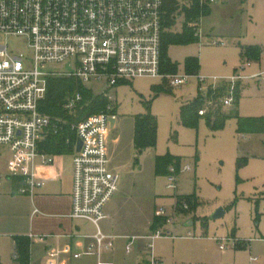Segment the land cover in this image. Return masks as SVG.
Returning a JSON list of instances; mask_svg holds the SVG:
<instances>
[{"label":"rangeland","instance_id":"rangeland-1","mask_svg":"<svg viewBox=\"0 0 264 264\" xmlns=\"http://www.w3.org/2000/svg\"><path fill=\"white\" fill-rule=\"evenodd\" d=\"M177 7L175 17L166 16L163 34L182 35L195 23L201 31L200 37L194 35L195 41L171 45L167 51L177 65L175 75L188 77L183 86L174 87L166 74L122 81L116 87L95 80L82 84L95 96H105L118 118L107 150L109 166L122 169L115 171L118 192L106 210L111 209L110 220L116 222L117 231L129 237L155 234L152 225L164 212L162 223L166 224L161 229L171 238L164 235L154 242L163 264H264V131H239V118H264V82L250 78L264 72V61L241 54L244 46L264 47V0H218L203 6L181 1ZM196 10L198 18L189 21L188 12ZM193 30L195 34L197 28ZM3 44L12 54L22 55L26 68H33V51L24 38H4ZM188 58L198 60L196 75L187 72ZM248 63L252 66L244 67ZM74 64L69 60L48 64L42 70L67 74L75 71ZM234 75L245 77L239 83V99L234 98L229 107L222 100L210 102L209 91L230 83ZM156 86L165 91L155 96ZM197 98L204 101L205 116L220 108L226 117L220 129L212 128L216 119H210V114H199L195 128L182 125L180 107ZM147 113L157 119L156 146L139 154L134 144L135 118ZM116 136L119 140L114 144ZM11 155L7 147H0V264H14L13 238L23 237L29 227L23 195L11 190V186L18 190L19 185L14 179L11 186L7 183ZM158 158L168 161L161 172ZM71 159L68 156L65 163ZM172 166L180 169L176 190L167 189L166 171ZM219 209L224 210V216L212 220ZM169 219L172 222L167 223ZM229 238L236 246L224 243L227 249L221 251L220 242Z\"/></svg>","mask_w":264,"mask_h":264},{"label":"built area","instance_id":"built-area-1","mask_svg":"<svg viewBox=\"0 0 264 264\" xmlns=\"http://www.w3.org/2000/svg\"><path fill=\"white\" fill-rule=\"evenodd\" d=\"M181 1H195L203 6L218 0H0V147L11 151L9 178L21 180L20 194L33 195L44 186L36 173L38 159L45 167L54 164L52 157L40 152L46 134L57 133L56 121L39 111L48 79L76 78L82 84L104 81L116 87L122 81L137 78H163L162 37L167 7L171 3L178 6ZM196 28L195 35L200 37L198 25ZM9 37L25 39L34 55L32 69L26 68L21 54H12L7 44H3L4 38ZM69 60L75 61L74 72L48 74L42 70L48 64ZM250 66L248 63L244 67ZM167 77L176 88L188 79L177 75ZM250 78L264 82V72ZM199 79L205 82L204 78ZM244 79L234 75L227 83L229 95L221 99L225 106L233 105L234 88ZM81 100L82 96L76 95L64 109L73 113ZM112 110L109 104L105 111L73 125L82 147L76 152V141L70 217L88 221L96 229L86 253H75L73 258L95 256L98 264H113L103 262L102 255L115 246V238L101 230L106 219L105 208L118 192L119 182L118 175L109 168L107 150L111 120H116ZM199 114L204 116L205 112L201 110ZM177 187L178 174L171 167L167 189ZM158 217L166 218L164 212ZM170 222L169 219L167 223ZM154 233L147 237L151 264H163L154 255V242L164 235L171 238L170 233L165 234L161 228ZM134 240L132 237L127 245V253H131ZM229 242L236 246L229 238L220 242V249L224 251L227 248L224 243ZM58 254L50 253L49 264H61L55 260Z\"/></svg>","mask_w":264,"mask_h":264},{"label":"trees","instance_id":"trees-1","mask_svg":"<svg viewBox=\"0 0 264 264\" xmlns=\"http://www.w3.org/2000/svg\"><path fill=\"white\" fill-rule=\"evenodd\" d=\"M199 6H196V9ZM205 13V11H204ZM178 14V7L171 3L167 7V17L172 18ZM189 21L195 22L198 18V11L188 12ZM196 23L194 27H196ZM194 27H188L184 34H169L162 37V55H161V72L163 75L173 76L177 72V65L173 63L167 55L169 46L187 44L195 41ZM242 57L250 60L260 61L262 57V48L257 45L244 46L241 48ZM186 69L190 75H196L199 69L198 60L195 58H188L186 60ZM230 88L228 85H223L216 89H211L208 93V100L212 103L220 101L224 98L225 94L229 93ZM165 89L161 86L153 87L155 96L163 93ZM241 88L237 84L234 88V98L239 99ZM82 96L81 102L78 103L73 113H69L64 109V105L76 95ZM204 101L197 98L194 102L184 104L180 108V120L184 127L195 128L198 126L199 112L202 110ZM110 102L105 96H95L92 92L84 89L82 83L76 78L56 77L48 79L47 93L45 98L40 102L39 111L51 117L56 121L57 133L53 131L49 134L45 144L43 145L44 151L47 154L54 156H62L67 153H72L74 145L77 141L76 132L73 129L80 120L92 115L99 114L106 110ZM210 114V115H209ZM210 119L215 118L216 123L212 126L213 129H220L226 120L220 112L219 107H215L209 113ZM206 115V116H207ZM205 115L203 117H206ZM157 119L147 113L143 116L135 118V132L134 144L137 152L141 154L147 149L154 148L157 140ZM239 131L241 133H255L264 131V118L260 119H242L239 118ZM158 172H161V166L166 161L164 158H158ZM168 163V161H166ZM241 166L239 161L238 167ZM176 173L179 174L180 169L177 166ZM170 175V169L166 171V176ZM13 180V179H11ZM18 185L21 184L20 179H14ZM164 218L155 219L152 229L156 232L165 223H162ZM30 260V242L23 238L16 239V253L14 254L15 264H29Z\"/></svg>","mask_w":264,"mask_h":264},{"label":"crops","instance_id":"crops-1","mask_svg":"<svg viewBox=\"0 0 264 264\" xmlns=\"http://www.w3.org/2000/svg\"><path fill=\"white\" fill-rule=\"evenodd\" d=\"M256 45L262 48L261 60L263 59L264 61V47L258 44ZM117 124L118 118L116 116V123L112 130L116 128ZM49 134H46L40 144V152L52 157L54 164L45 167L42 165L41 159L37 160V177L44 182V186L37 189L33 195H23L24 203L22 206L27 210L25 218L28 221L29 227L27 233L19 238L30 242L29 264H49L51 252H59L55 260L61 264H98V259L95 256L84 255L78 260L73 258L75 253H86L88 246L93 242L96 229L88 221L73 220L70 217L72 210L73 158L75 151L73 148L72 153H67L62 156L47 154L44 151L43 145ZM110 137L111 132L108 140ZM118 140L119 138L116 136L113 139V143L117 144ZM68 156L72 159L70 162L65 163ZM109 168L114 173L122 169L120 166L114 168L109 166ZM7 175V183L11 186L13 182L9 178V172ZM21 184L18 186V190H15L12 186L11 190L13 189L14 193L20 194L19 188ZM106 208V219L101 223V230L106 236L115 238V246L111 251L103 253L102 261L113 264H151V252L148 248L150 241L147 239L148 236H132L135 237L132 243V251L131 253H127L126 247L132 242V237L120 234L117 231L116 222L110 220L112 211L110 208L107 210ZM13 239L14 250L12 260L14 262L17 238ZM143 241L146 242V245ZM154 255L157 260L162 262L161 257L155 251V246Z\"/></svg>","mask_w":264,"mask_h":264},{"label":"water","instance_id":"water-1","mask_svg":"<svg viewBox=\"0 0 264 264\" xmlns=\"http://www.w3.org/2000/svg\"><path fill=\"white\" fill-rule=\"evenodd\" d=\"M115 123H116V120H115V119H112V120H111V126H112V128H114ZM81 147H82V142H81L80 140H78V141H77L76 152H80ZM224 214H225L224 210H223V209H219V210H217V212L211 217V219H212V220L219 219V218L223 217Z\"/></svg>","mask_w":264,"mask_h":264}]
</instances>
